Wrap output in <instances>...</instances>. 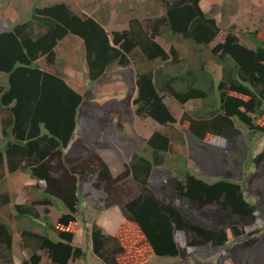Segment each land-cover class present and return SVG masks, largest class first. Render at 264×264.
Wrapping results in <instances>:
<instances>
[{
	"label": "trees",
	"instance_id": "trees-1",
	"mask_svg": "<svg viewBox=\"0 0 264 264\" xmlns=\"http://www.w3.org/2000/svg\"><path fill=\"white\" fill-rule=\"evenodd\" d=\"M220 33V23L201 0H168L163 16L147 25L132 18L129 29L112 34L95 17L60 2L35 6L30 20L0 32V74L6 76L5 81L0 76V179L5 184L7 176L23 172L36 181L24 190L31 204L0 189V263L13 262L17 232L21 248L30 253L22 264H41V252L51 264L85 258L83 248L74 244V225L89 195L87 183L103 192L106 208L119 206L123 215L114 235L98 223L90 228L93 251L106 264H123L128 247L141 260L156 255L190 264V248L218 247L225 252L217 264L227 259L264 264V231L248 229L264 217V148L254 153L247 144L264 133V40L250 33L256 43L252 48L231 29L214 44ZM70 35L83 42L90 82L101 81L114 66L134 67L125 97L99 106L103 114L88 112L96 107L89 92H79L61 73L38 64L43 56L54 64L58 43ZM163 35L171 39L169 51L158 41ZM177 42L190 49L186 70L149 68L156 61L179 64ZM207 59L221 66L218 80ZM167 94L181 104L198 99L202 108L177 119L165 102ZM133 113L176 129L180 136L190 135L199 174L179 167L178 175L170 176L157 168L171 150L172 130H155L147 139L152 157L135 152L118 174L97 150L109 149V141L89 145L76 136L79 116L123 133ZM238 124L249 131L245 137ZM55 204L64 208L56 223L49 208ZM36 205L45 207L43 218ZM5 209L11 210L9 219ZM24 218L30 224H22ZM13 220L20 223L16 230Z\"/></svg>",
	"mask_w": 264,
	"mask_h": 264
},
{
	"label": "rangeland",
	"instance_id": "rangeland-1",
	"mask_svg": "<svg viewBox=\"0 0 264 264\" xmlns=\"http://www.w3.org/2000/svg\"><path fill=\"white\" fill-rule=\"evenodd\" d=\"M168 0H0V32L12 28L15 24L25 22L31 19V13L35 6L44 7L55 3L64 2L68 4L79 15L93 16L101 23L110 34L113 31L129 29V23L132 18H139L145 25L149 19L158 18L165 14V2ZM202 8L215 16L222 27L214 44L222 42L225 39L229 30L233 29L240 36L241 41L249 47L255 48L256 43L247 35L252 33L257 35L260 40H264V0H201ZM170 38L163 35L158 38V41L168 51L172 45ZM187 43L177 42L181 54L179 64L156 61L150 63L149 68L166 70L170 73H178L187 69L189 61L185 59L190 49L187 48ZM208 70L214 75L217 80L221 74V66L211 59H207ZM40 68L53 72L61 73L66 81L81 93L89 92L91 94V103L96 105L93 109L88 107V112L93 114H103L99 106L109 104L111 101H119L125 97L129 83L135 78L133 65L127 68L114 66L109 70L107 76H104L97 83L90 82L86 67L84 45L80 38L76 36H68L61 40L56 47V62L49 64L46 57L43 56L38 61ZM198 67L199 64H196ZM5 81L6 76L0 74ZM216 80V81H217ZM108 81V82H106ZM131 84V83H130ZM98 95V96H97ZM165 102L177 119H180L184 112L191 114L196 113L202 108V102L198 99H192L185 104H181L171 95L165 96ZM134 110V109H133ZM201 113V112H199ZM261 119L260 121H262ZM241 126V124H238ZM123 133L115 132L104 126L98 125L93 118L78 117V130L76 136L82 137L89 145L101 140L109 141L111 147L109 149H97L100 154L106 156L115 174L120 173L124 169V163L129 161L135 152H140L144 155L152 157V151L147 145V139L155 130H172L174 140L171 143V150L163 155L164 163L158 166V169L164 170L168 175H178V168L182 171L190 170L195 174H199L198 166L192 159V147L194 146L192 137L187 133L185 136H180L177 130L163 126L150 117H140L135 113L132 115V120L124 125ZM175 128L183 129L182 125L176 123ZM243 128L244 137L248 134V130ZM243 137V139H244ZM248 147L254 153L261 151L264 148V133L259 134L253 141L247 142ZM28 177V176H27ZM26 177V180H27ZM208 179V178H207ZM4 178L0 179V189L12 190L16 193L17 202H27L31 204L32 198L26 196L25 180L18 175L12 176L11 179L7 176V182L4 184ZM212 180V179H210ZM3 182V183H2ZM27 182V181H26ZM12 188V189H11ZM85 193L89 195L84 197L80 203L79 215L77 222L74 225L76 235L74 244L83 248L86 253L85 258L74 259L70 264H106L93 251L92 242L90 239V228L93 224L101 222L104 227L110 229V233H116L121 226L122 212L119 206L106 208L103 205V192L95 190L91 184L84 185ZM248 190L246 193L250 201L255 202ZM56 201V200H55ZM57 202V201H56ZM37 209L44 213V206L36 205ZM51 209V221L56 223L57 217L60 214V205L55 204L49 207ZM4 215L9 219L11 210L5 209ZM63 213V212H61ZM12 214V213H11ZM29 223V219L24 218L22 224ZM16 220H13L12 227L15 229L19 225ZM38 226L39 231H43V226ZM33 225V227H35ZM249 230L259 229L264 231V217L258 220L253 226L248 227ZM16 230V229H15ZM104 230V229H103ZM105 231V230H104ZM115 231V232H114ZM106 232V231H105ZM107 233V232H106ZM114 235V234H111ZM50 236L56 239V234L50 231ZM230 242L233 243L234 238L229 232ZM20 233L14 234L13 239V262L0 264H22L25 258L30 256L29 250L22 249L20 246ZM229 242V243H230ZM190 257L188 262L196 264L201 261L203 264H217L219 255L225 252V248L218 247H199L196 249L190 248ZM41 264H51L47 253L41 252ZM136 252L131 247L125 254V258H121L123 264H175L182 262L181 258L176 257H161L151 256L147 260L136 259ZM126 260V262H125ZM224 264H234L232 259H227Z\"/></svg>",
	"mask_w": 264,
	"mask_h": 264
},
{
	"label": "crops",
	"instance_id": "crops-1",
	"mask_svg": "<svg viewBox=\"0 0 264 264\" xmlns=\"http://www.w3.org/2000/svg\"><path fill=\"white\" fill-rule=\"evenodd\" d=\"M105 157V159H106V156H104ZM108 161V160H107ZM16 175H18L19 176V178H23L24 180H25V184H34V183H36V181L35 180H33L31 177H30V175L29 174H27V173H23V172H17V173H15V174H12V175H10L9 176V178L11 179V177L12 176H16ZM28 176V177H27ZM26 177H27V180H26ZM27 181V182H26ZM61 212H64V208L63 209H61V211H60V214H59V216L57 217V220H58V218L61 216ZM51 215V214H50ZM121 220L123 219V216L120 218ZM56 220V221H57ZM121 222V221H120ZM107 233H110L109 231H110V229L109 228H107L106 229V227H104V225L100 222H97ZM44 224H45V222H44ZM34 229L35 230H38L39 231V229H38V226H35L34 227ZM115 232V231H114ZM111 234H115V233H113V232H111ZM78 260V259H77ZM73 261V260H72ZM71 260L69 261V263L68 264H70L71 262H72Z\"/></svg>",
	"mask_w": 264,
	"mask_h": 264
},
{
	"label": "clouds",
	"instance_id": "clouds-1",
	"mask_svg": "<svg viewBox=\"0 0 264 264\" xmlns=\"http://www.w3.org/2000/svg\"><path fill=\"white\" fill-rule=\"evenodd\" d=\"M77 134V133H76Z\"/></svg>",
	"mask_w": 264,
	"mask_h": 264
}]
</instances>
